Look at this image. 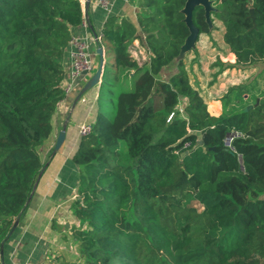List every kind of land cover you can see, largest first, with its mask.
Listing matches in <instances>:
<instances>
[{
  "label": "trees",
  "instance_id": "1",
  "mask_svg": "<svg viewBox=\"0 0 264 264\" xmlns=\"http://www.w3.org/2000/svg\"><path fill=\"white\" fill-rule=\"evenodd\" d=\"M186 1L139 0L135 21L112 16L101 30L112 80L71 160L81 169L71 205L79 264H264V91L254 105L230 88L223 114L209 113L177 61ZM210 1L235 56L220 68L264 64V0ZM83 19L78 0H0V252L45 167L40 150ZM192 20L211 34L203 7ZM136 40L149 55L142 65ZM234 129L245 134L234 143L239 157L223 145Z\"/></svg>",
  "mask_w": 264,
  "mask_h": 264
},
{
  "label": "crops",
  "instance_id": "2",
  "mask_svg": "<svg viewBox=\"0 0 264 264\" xmlns=\"http://www.w3.org/2000/svg\"><path fill=\"white\" fill-rule=\"evenodd\" d=\"M104 1L105 6L97 3V0H90L89 5L85 4L84 17L87 27L81 25L75 30V36L92 39L100 35L105 22L112 16L135 21L139 0ZM222 32H224L223 26ZM222 43L226 48V55H219L217 60L225 65H234L235 56L229 52L223 38ZM98 48L97 44L91 46L96 69L99 64V56L96 52ZM132 48L139 63L145 64L149 55L138 40L132 44ZM105 54L103 49L104 61L107 64ZM189 60V64L192 65V59ZM184 62L186 64V61ZM65 65L67 77L64 88L71 84V89L59 103L52 118L53 135L40 150L45 167L39 173L26 207L16 221L15 231L1 246L0 264H79L81 262L78 245L71 234V229L79 225L71 205L78 196L77 184L81 169L71 160L80 141L79 126L92 123L95 119L98 111L97 99L101 89L96 86L82 93L84 86L95 72L72 81L69 75V56ZM189 67L190 70L187 69L191 84L200 92L209 113L214 117L223 114V98L230 88H244L245 104L257 105L262 99L264 64L228 69L214 66H205L203 69ZM106 70L104 69L102 75L103 81H108L111 75V71L106 72ZM254 97L257 98L253 99ZM62 130H65V141L56 155L51 157L56 139Z\"/></svg>",
  "mask_w": 264,
  "mask_h": 264
},
{
  "label": "built area",
  "instance_id": "3",
  "mask_svg": "<svg viewBox=\"0 0 264 264\" xmlns=\"http://www.w3.org/2000/svg\"><path fill=\"white\" fill-rule=\"evenodd\" d=\"M80 2L82 11L85 13V2L87 0H78ZM90 1V0H89ZM97 3H99L102 6H105L106 3L104 0H97ZM82 25L84 27H87V21L84 17ZM101 40V35L95 36L92 39H89L88 37H79L74 36L72 40L70 41V51H69V57H70V78L72 81H75L82 76H84V72L87 73H94L95 68V62L93 60L94 53L91 50V46L93 44H98ZM131 52L133 55L135 54V51L131 47ZM134 51V52H133ZM71 89V84L68 85L65 90V94L69 92ZM91 131V124L90 123H84L79 126V136L83 137L89 134ZM245 137V134L239 130H230L224 140L223 145L226 149L229 151L237 154L236 148H235V141L239 139H243ZM190 144H185L181 151H178L177 154H187L189 150ZM239 157V155H238ZM50 264V263H45Z\"/></svg>",
  "mask_w": 264,
  "mask_h": 264
},
{
  "label": "water",
  "instance_id": "4",
  "mask_svg": "<svg viewBox=\"0 0 264 264\" xmlns=\"http://www.w3.org/2000/svg\"><path fill=\"white\" fill-rule=\"evenodd\" d=\"M89 3H90V1H88L86 4L89 5ZM200 6L204 8L206 22L210 26V28H212L211 13L213 11H215V9L212 6V2L210 0H187L184 8L182 10V13L185 15L184 22H185L187 28L189 29V36L186 38L185 43L181 48L180 55H179L177 61L184 59V53L188 52L190 49H192L194 47V45L198 39V36L200 35L199 30L195 27V25L193 24V20H192L193 11L195 10V8L200 7ZM251 16L254 20L253 10H251ZM96 52H97V55L99 56L98 67H97L94 75H92V77L89 79V81L84 86L82 93L89 91L96 86H98L99 89H101L103 87L102 75H103L104 69H105L103 48L99 47ZM88 74L89 73L84 72L83 75H88ZM64 141H65V130H62L56 139L51 157H54L56 155V153L59 151V149L63 145ZM199 143L201 144V141H199ZM16 227H17V222L14 224L13 228L11 229V231L8 235V238L15 231Z\"/></svg>",
  "mask_w": 264,
  "mask_h": 264
},
{
  "label": "rangeland",
  "instance_id": "5",
  "mask_svg": "<svg viewBox=\"0 0 264 264\" xmlns=\"http://www.w3.org/2000/svg\"><path fill=\"white\" fill-rule=\"evenodd\" d=\"M222 26L217 21L212 23V30L209 36L199 35L198 39L192 49L188 52L184 53V61H186L187 68L191 66V69L194 67H198V69H203L205 66H214L219 68V55H226V48L222 43ZM132 50V49H131ZM134 52V51H133ZM112 54L109 53L107 57V70H111L110 62H111ZM189 59H192V65L189 63ZM96 60V59H95ZM193 67V68H192ZM190 68V67H189ZM188 68V69H189ZM190 70V69H189ZM109 82L112 80V75L109 77ZM105 88H101L100 96H104ZM102 110L105 114L112 116L111 114V102L108 99L103 100Z\"/></svg>",
  "mask_w": 264,
  "mask_h": 264
}]
</instances>
